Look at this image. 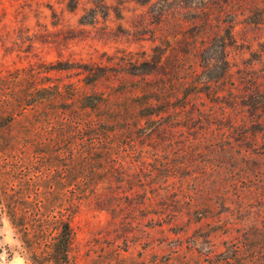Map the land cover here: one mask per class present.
Wrapping results in <instances>:
<instances>
[{"label":"rangeland","instance_id":"1","mask_svg":"<svg viewBox=\"0 0 264 264\" xmlns=\"http://www.w3.org/2000/svg\"><path fill=\"white\" fill-rule=\"evenodd\" d=\"M225 1L152 0L141 5L104 0V7L96 9L98 0H78L70 9L74 0H0V93L24 94L31 70L37 72L39 85L50 77L60 86L74 83L81 92L129 93L148 80L141 75L147 69L142 63L154 57L153 49L162 56V68L153 76L166 79L178 62L184 74L199 72L201 62L218 59L223 44L234 92L252 96L258 84L264 93V0H229L230 6ZM56 62L73 64V70L44 72L43 64ZM79 65L93 69L89 80L98 79L94 88L82 83L87 73L76 69ZM216 72L211 71L213 76ZM202 101L206 108L213 107ZM247 128L255 132L251 142L226 140L235 151L233 165L222 164L221 142L212 137L129 144L149 152L135 153L125 162L147 157L159 170L163 163L172 168L171 176L147 184L178 192L162 201L197 208L183 209L162 226L120 231L113 230L104 212L83 214L73 223L77 239L72 254L78 264H98L112 246L125 249L128 258H157L161 264H171L176 250L188 258L202 252L220 260L230 256L231 244L238 248L239 264H264V104L256 105ZM182 146L192 151L182 154L177 150ZM155 147L161 149L157 152ZM222 174L232 177L225 182ZM58 185L79 186L71 180ZM109 185L116 184L98 186ZM22 251L15 230L0 213V264H26Z\"/></svg>","mask_w":264,"mask_h":264},{"label":"trees","instance_id":"2","mask_svg":"<svg viewBox=\"0 0 264 264\" xmlns=\"http://www.w3.org/2000/svg\"><path fill=\"white\" fill-rule=\"evenodd\" d=\"M103 1L98 0L95 8H103ZM134 1L148 5L152 0ZM226 1L227 6L232 5ZM77 4L74 0L70 9ZM205 21L210 23L207 17ZM222 47L216 61L201 62L199 72L194 69L184 74L178 62L166 79L153 76L162 68V56L156 55L155 48L154 57L142 63L147 69L141 75L148 80L129 93L81 92L74 83L60 86L50 77L39 85L33 70L27 76L29 88L24 94L0 93V213L15 230L26 264H78L72 254L77 239L73 223L89 212L106 213L113 230L120 231L124 227L162 226L166 218L182 215L183 209L197 208L166 204L162 198L178 192L147 185L154 178L172 175L168 163L159 170L147 157L131 162L125 159L149 152L129 145L132 142L212 137L221 142L222 164H232L235 151L226 140H253L255 132L249 133L247 125L255 118L256 105L264 104V93L258 84H254L252 96L234 92L225 45ZM70 65L56 62L42 66L48 74L72 71ZM76 69L87 73L84 85L96 86L98 79L89 80L91 67L79 65ZM214 69L215 76L211 73ZM202 99L213 107L206 108ZM160 149L155 147L157 152ZM177 150L182 154L192 151L186 146ZM229 177L221 176L225 182ZM66 180L79 186L58 185ZM111 182L116 185L98 186ZM157 198L160 200L152 203ZM233 245L230 256L220 260L202 252L188 258L176 250L171 264H239L238 248ZM124 253L125 249L112 246L98 264L162 263L157 258H128Z\"/></svg>","mask_w":264,"mask_h":264}]
</instances>
